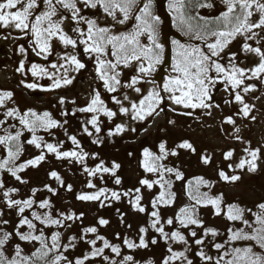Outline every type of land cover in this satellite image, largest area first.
<instances>
[{
    "label": "snow or ice",
    "instance_id": "obj_1",
    "mask_svg": "<svg viewBox=\"0 0 264 264\" xmlns=\"http://www.w3.org/2000/svg\"><path fill=\"white\" fill-rule=\"evenodd\" d=\"M220 2L224 5V11L219 17L210 21L203 17L190 15V12L195 8L210 7L204 0H168L171 11L175 13L174 20L178 30L197 41H203V47L186 46L178 41H172V44L175 45V56L171 74L166 82L162 86H157L155 90L149 91L147 95H142L138 103L129 101L127 94L123 96V99L112 96V103L120 106L119 114L130 115L132 120L139 121H143L146 117L154 114L159 115L157 108L165 98L161 93L167 94V99L172 104L186 109L211 108L213 105L207 103L211 99L210 88L219 82L227 85L224 88L225 92H228L229 88L232 90L235 103L241 105L239 112L245 118L249 117L250 106L245 103L243 97L236 90L240 89L244 94L255 91L253 85H245L246 80L255 79L264 84V44H261V40H264V0H220ZM81 4L88 9H102L103 13L117 24L125 25L130 20H134L135 23L126 32L113 33L110 28L101 27L96 20L88 19L82 15V9L78 7ZM65 12L70 13V15H64ZM65 20H70L77 25V27L72 28V32L76 34L75 38L64 32L62 25ZM80 24L87 25L86 31L81 30ZM158 24L159 18L153 13L152 0H143V2L141 0H0V28L13 29L31 36L33 51L44 60H47L48 56L52 54L50 50L52 39L58 40L65 48L75 49L78 45H83L85 53L95 57L97 77L110 94L116 93L118 88H130L141 95V88L137 85L153 83L151 77L157 66L163 62L164 54V47L158 41ZM142 37L146 40V43L142 42ZM238 37L243 38L242 51L258 58V63L252 68L237 66L235 54L228 57L231 61L230 67L226 68L220 63V60L223 59L221 53ZM247 41H255L260 46L254 47ZM24 51V48L21 47L20 52L23 53ZM109 55L112 59L107 58ZM59 59L63 62L59 65L51 63L50 68L60 75L49 74L44 67L33 64L30 69L32 76L36 77L38 73L47 76L49 80L53 81L54 88L70 85L74 77L69 78V71L81 70L85 65L72 53L60 56ZM133 66L136 75L131 78L129 83L122 84L120 80L121 72L118 69ZM61 69H63V72H61ZM17 71L20 73L25 71L23 62H21ZM212 73L216 75L213 76ZM218 77H223V79L218 80ZM24 87L35 89L37 85L29 83L25 84ZM41 90L48 91L51 89ZM11 97L10 92H0V108H4ZM124 101H128L130 106L124 107ZM59 102L61 105L65 103L63 99ZM78 111L92 114V118L87 123L91 125L97 134L101 131L99 126L101 115L107 117L109 121L117 115L116 112L106 108L98 91H94L88 105L78 109ZM180 114L190 115V113ZM3 115L8 119H0V150L6 152V156L0 159V172L10 174L19 183H27L21 178L20 173L43 162L45 151L48 154H54L57 160L70 159L79 163L85 159L82 152H60L58 146L46 143L42 137L36 135L40 130L49 131L52 128L61 126L50 117L49 113L45 112L38 115L34 111H29L21 115L18 110L11 109L5 111ZM10 120L18 121L22 128H17L15 123H9ZM223 123L232 125L234 120L229 117ZM126 130L128 129L123 125L117 124L115 130L109 131L108 135H117ZM25 131L32 134V138L28 139L27 143L37 149H42V151L38 157L18 164L17 161L22 155L21 137ZM83 131L88 136L93 135V132L89 131L87 127ZM235 132L238 133L239 129H235ZM69 139L73 145L79 147L75 137H69ZM237 139L239 138L237 137ZM92 142L97 143L95 139ZM177 147L195 151L187 141L178 144ZM159 150L161 153L159 156L145 151L143 164L144 170L157 175L158 179L152 182L148 180L140 181V184L149 190L153 188L154 184L162 189L160 194L152 201L151 206L154 210L150 213L152 219L149 226L160 235L165 243L171 241L185 246L183 251H174L169 246L167 249L169 255L162 260L161 264H193V261L187 256L191 245L186 237L179 230L171 233L166 232L164 224L160 220L159 206H170L174 200V194L169 191L172 181L165 179V174L174 176L177 181L183 180L184 177L179 171L167 168L160 163L169 155H177V152L166 150L163 143L159 145ZM232 155V151H229L225 153L224 159L229 160ZM248 156L251 158H242L236 167L241 171L247 168L249 172H255L259 150L249 151ZM209 162L210 158L202 157V163L207 165ZM119 167L118 164L113 163L109 168L101 163L91 170L85 167L83 171L89 177L102 179L103 174L115 177L116 170ZM229 169L232 170L231 165H229ZM218 175L222 181L227 183H235L240 180V176H229L224 171H219ZM50 177L59 181L61 187H65L55 171L50 173ZM114 182L120 184V179L116 178ZM201 185L210 187L202 178H198L194 185L191 182L189 183L186 187V195L193 203L191 206L181 208L176 216V222L179 223L181 228L188 229L190 226H195L203 229V237L200 239H195L197 236L195 231L188 233L189 236L194 238L193 242L198 248L205 245L206 237L215 238L221 235L214 229L204 228L196 215L197 205L200 207L212 206L217 209L215 215H221V209L218 207L220 199L212 198L207 193L200 192ZM86 187L94 189L96 185L89 180ZM46 190L52 195H56L53 188L46 186ZM66 190L72 191L71 186H67ZM16 191L18 189H5V185L0 182V197H3V202L8 208L16 209L17 214L20 216L19 223L16 225L15 236L20 241L34 242L39 247L31 256H25L22 255V249L17 244L14 248V255L11 258L6 256L5 245L12 239L13 233L2 230L3 225L8 223V221H2L0 222V264H85L86 260L97 257L102 258L105 264H132V256H123L122 260L117 261L104 255L106 249L115 257H121L122 252L120 246L111 244L99 235L93 240L86 241L92 248L90 254H86L82 259L70 260L64 253L69 251V248L75 247V238H70L68 244L61 245L60 234H53L49 241L48 237L44 235V228L53 226L63 228L66 226L67 221L80 219L81 217L58 213L57 218H53L49 212L38 214L32 211L31 219H29L23 214L33 207L34 200L32 198L12 199L11 197ZM139 191V189H136L137 193ZM35 195L36 190L34 189L32 196ZM121 195H127V193L111 192L109 195L106 189H100L91 194H80L76 198L81 201H97L101 200L102 197L119 200ZM140 199L139 195L135 197L133 208L140 213H144L145 208L139 206ZM101 202L103 203V201ZM36 207L44 210L50 209L52 206L49 200L46 199L37 204ZM257 207L258 212H253L252 209L245 210L235 205L227 207L224 212L225 218L229 222H238L241 226L228 228L227 238L222 243L212 242V250L216 255H209L203 248H199L195 255L199 257L202 264H264V255L254 251L253 246H234L240 241H250L252 245L264 253V203L258 204ZM37 222L43 226L39 230H37ZM98 223L100 226H104L108 221L100 219ZM165 223L172 226L174 221L169 218ZM24 227L28 229L27 232L20 231ZM67 227H71V224H67ZM37 231L39 234H37ZM146 231L145 228L139 229L141 234L139 243L125 239L124 245L128 249L147 248L148 243L143 236ZM96 232L95 227L85 230V233L96 234ZM83 238L81 236V239ZM97 241L102 242L101 247H96ZM151 243L156 244V239H152Z\"/></svg>",
    "mask_w": 264,
    "mask_h": 264
},
{
    "label": "rangeland",
    "instance_id": "obj_2",
    "mask_svg": "<svg viewBox=\"0 0 264 264\" xmlns=\"http://www.w3.org/2000/svg\"><path fill=\"white\" fill-rule=\"evenodd\" d=\"M153 1L156 5L157 16L161 22L164 56L163 62L157 66L153 78H151L153 83H141L137 85V87L141 88V95H138L130 88L119 89L116 93H106L102 81L99 80L94 69L95 58L91 57V54L85 53L83 45H78L75 49L71 47L65 48L58 40L52 39L50 42L52 56L49 55L47 60H44L35 54L33 46L24 33L13 29L0 28V92H10L12 94L11 100L6 102L4 108L7 109L14 106H21L23 109L33 108L40 113H49L50 117L55 121L59 119L60 122H58L61 126L56 128L59 132L58 135L49 138V143L53 145L62 147L65 145V141L63 140H70L69 137H75L77 141L83 140L85 143L90 142L92 145L95 144L97 147H102V152L105 149L110 154L124 156L129 163L127 167V180L121 181L126 188L124 191L121 190V193H127V195H122V199L120 197L119 200L110 199L109 201H104L102 198L97 201H81L76 198L80 194H91L100 189H106L109 195L111 192H117L114 189L112 181L102 180L97 177L87 178V173L83 169L87 167L91 170L94 165L96 166L99 163L96 162L97 157L95 156L92 157L93 161L91 164L89 161H85L84 164L82 162L68 164L60 162V160L55 158L54 154H51L50 158L40 162L38 166L29 167L23 173H20L21 178L27 181L24 184L19 183L10 174L4 172L1 178L2 181L0 182L5 185V189H18L11 197L12 199L24 200L32 198L34 200L33 207L26 210L23 214L25 217L31 219L32 211L38 214L49 212L53 218H57L58 213L65 215L73 214L74 216L81 217L80 219L67 221L66 226L63 228L57 227L56 229V226L44 228V235H49V241L53 234L59 233L61 245H66L70 238H75V247L69 248V251L64 253L72 261L78 258L82 259L86 254L91 253L92 248L86 241L95 239L97 235L103 236L111 244L118 245L121 248V257H115L107 249L104 255L108 256L109 259H116L117 261L122 260L123 256H132V264H161L162 260L169 255L167 251L169 246L174 251L184 250L185 246L182 244H175L171 241L165 243L160 235L149 226L152 219L150 213L154 210L151 204L155 191L150 193L149 189L140 184L141 180L147 179L145 177L141 179L137 178L138 174L135 162L130 161L132 154L130 151H136L137 153L145 145L158 149L159 145L163 143L165 145L168 144L172 149L175 148L176 150L174 151L180 156V159L176 160V162L183 167L187 166L191 173L204 172L208 177L217 179L219 178V171H223L221 165H224L227 167V170H225L227 175L240 176V180L235 183L225 182L222 186L216 185L209 195L212 198L219 197L221 192L225 197L231 194L238 195L239 198L237 199L233 200V197L229 198L233 202H230L228 206L235 205L245 210L252 209L253 212H258L257 205L264 203L262 200L259 201V198L264 196V84L259 80L253 79L245 82V85H253L256 89L255 91L244 94L240 90V95L251 109L248 118H245L239 112L241 105L235 102L232 105L234 94L231 96L225 91L216 92L215 100L209 102V104L213 105L211 108H206L197 113H190V115H181L180 113H184L186 108L172 104L167 99V94L161 93L162 96L166 97L170 106L167 112L168 119L164 118V114L158 107L157 111L159 115L148 116L143 121L132 120L130 115L124 116L119 114L120 106L112 103V96L123 99L125 94L128 95L129 101L138 103L142 95H147L149 91L155 90L157 86L164 84L162 83V76L171 64V39L172 37L179 36L171 24L170 11L167 7L168 0ZM223 11L224 5L220 0H213L210 3V7L201 8L199 14L201 16H216ZM99 19L101 23L106 25L112 21L111 18L107 19L103 15ZM62 27L63 30L66 29L64 23ZM68 35L72 37L71 34ZM75 37L76 35H74ZM252 46L256 47V44L252 43ZM21 47L25 50L23 53L20 52ZM67 53L75 54L77 59L85 65L81 70L69 71V78L74 77L70 85L54 88L53 81L49 80L47 76L40 73L36 77L32 76L30 69L33 64L44 67L49 74L60 75L50 68V64L57 63L59 65L63 62L59 57ZM247 55L249 56V60L253 61L255 56L251 54ZM21 62L25 65L23 73L17 71ZM249 66L251 67V65ZM61 72H63V69H61ZM29 83L36 84L37 87L35 89L24 87L25 84ZM41 89L51 90L44 91ZM94 91L100 93L106 108L117 113L116 117L111 121L103 115L100 116L101 122L99 126L101 131L99 134L95 133L91 125L87 123L92 117L88 118L86 114L78 111V109L86 106ZM61 99L65 101L63 105L59 102ZM123 106L129 107V102L124 101ZM4 108H0V110ZM229 117L234 120V124L223 123ZM253 117L254 119H252ZM0 119H4L1 113ZM117 124L123 125L128 130L109 136V131H114ZM85 127L93 132L92 136H88L83 131ZM237 128L239 129L238 133L235 132ZM94 139L97 143L92 142ZM186 139L191 141L190 144L193 145L194 152L177 147L178 144L185 142ZM68 140L66 142L69 145ZM29 146L32 147V145ZM256 149L259 150V159L256 160L257 167L255 172H249L247 168L241 171L236 167L242 158L250 159L251 157L248 156V152ZM41 151L42 149H37L34 146L29 153L30 155L33 154L36 158ZM229 151H232L233 155L231 159L225 160L224 155ZM3 157L4 155H1L0 159ZM202 157L210 158L209 164L205 165L202 163ZM30 159L23 157L17 163L21 164ZM229 165L232 166V170L229 169ZM53 171L59 175L65 187H61L59 181L50 177V173ZM89 180L96 185V188L89 189L86 187ZM69 185L72 191L66 190V187ZM119 185L116 184V187ZM46 186L53 188L56 191V195L49 193L46 190ZM34 189L36 190V195L33 197L32 191ZM136 189L140 190L139 193L136 192ZM137 195L141 197L139 206L145 208L144 213H140L133 208ZM256 198L258 199L256 200ZM46 199L49 200L52 206L50 209L41 210L36 207L37 204ZM180 200H182L181 196ZM186 200L185 198L184 201ZM181 206H173L164 215H160V220L164 224L166 232L171 233L172 231L179 230L186 237L191 245L187 256L193 261V264H202L199 257L195 255L199 248H203L209 255H216L212 250V242L222 243L227 238L228 228L241 226L238 222H229L225 218V215H223L225 211L219 216L215 215L213 218L212 213L215 209H207L203 216H200V222L204 228L214 229L218 233H221V235L215 238L211 236L206 237L205 245H201L198 248L193 242L194 238L189 236L188 233L195 231L197 233L195 239H200L203 237V229L195 226H190L188 229L180 227L179 223L176 222V209ZM0 214H2L0 215V222L8 221L6 225H3L2 230L13 233L12 239L5 245V255L11 258L14 255V248L17 244L22 249V252L24 250V241H20L15 236L16 225L19 223L20 216L17 214L16 209H10L6 206L3 202V197H0ZM169 218L174 221L172 226H168L165 223ZM100 219H104L108 223L100 226L98 223ZM67 224H71V227H67ZM42 227L37 222V230ZM92 227L97 229L96 234L85 233L86 229ZM140 228L147 230L143 236L148 243V247L128 249L124 245V240L127 239L134 243H139ZM20 231L27 232L28 229L24 227ZM37 234H39L38 231ZM81 236L84 238L81 239ZM152 239H156L157 243L152 244ZM28 244L34 247L38 246L34 242ZM250 245L253 246L254 251L264 255L250 241H240L234 246L245 247ZM101 246L102 242L97 241L96 247ZM85 264H105V261L97 257L86 260Z\"/></svg>",
    "mask_w": 264,
    "mask_h": 264
},
{
    "label": "trees",
    "instance_id": "obj_3",
    "mask_svg": "<svg viewBox=\"0 0 264 264\" xmlns=\"http://www.w3.org/2000/svg\"><path fill=\"white\" fill-rule=\"evenodd\" d=\"M141 2H143V0H141ZM204 2L210 5V3L213 2V0H204ZM78 7H80L82 9V15L86 16L88 19L96 20L97 24L99 26H101V27L110 28L113 33L126 32V31L130 30L132 28L133 24L135 23L134 20H130L127 24L120 25V24L115 23L112 20L108 25H106L104 23H101V21L99 19L101 15L106 16L103 13L102 9H100V8L88 9V8H84V6L82 4L78 5ZM167 7H168V9L170 11L172 27L177 32L179 37H172V39H171V48H172L171 65L168 68V70L165 72V74L162 76V83H165L166 80L168 79L169 75L171 74V67H172V64H173V61H174V56H175V45L172 44V41H174V40L178 41L179 43L184 44L186 46L196 45L198 47H203V44H204L203 41H197L194 38H192L190 36H186L181 31H179L178 28H177V25H176V21L174 20L175 13H173L171 11L168 1H167ZM201 8H204V7H198V8L193 9L190 12V15L203 17L204 19L210 20V21L216 19L217 17H219L221 15V13H220V14H218L216 16H201L199 14V10ZM41 10H42V8H41ZM152 10H153V13L157 16L156 5H155V2L153 0H152ZM13 11H15V10H13ZM64 15H70V13L65 12ZM106 18L109 19V17H107V16H106ZM64 24H65V28H66L64 30V32L66 34H71L72 37L74 38V35H76V34L72 32V28L77 27V25L74 24L73 22H71L70 20H65ZM79 27L81 28V30H84V31H86V29H87V25L86 24H80ZM25 35H26V38L31 43L32 37L27 35V34H25ZM141 39H142V42L146 43V40L143 37ZM158 41L162 44L160 19H159V24H158ZM242 43H243V38L242 37H238L236 40H234L231 44H229L227 46V48L225 49V51L223 53H221V56L223 57V59L220 60V63L223 66H225L226 68L230 67L231 61L228 59V57L232 56L233 54H235V57H236L235 62L237 64V66H239L241 68H252L258 63V58L257 57H254L253 61L249 60V56L242 51ZM247 43H249L251 45H252V43L256 44L255 41H247ZM261 44H264V40H261ZM162 46H163V44H162ZM259 46L260 45L256 44V47H259ZM50 56H52V54ZM163 56H164V54H163ZM107 58L108 59H112V57L110 55ZM249 65H251V67ZM96 68H97V65H96V62H95L94 63L95 71H96ZM118 70L121 72L120 80H121L122 84H127L128 82H130L131 78L136 75L134 66L133 67H129V68H120ZM154 73H153V75H154ZM153 75H152L151 78H153ZM211 75L215 76L216 74L212 73ZM219 79H223V77H218V80ZM246 81H248V80H246ZM225 87H227L226 84H221L219 82H217L214 87H211L210 88L211 99L208 100L207 103H209L212 100H215L216 92L224 91ZM119 89H122V88H118V90ZM236 91L239 92V94L241 92L240 89H237ZM106 93H108V92L106 91ZM227 93H229L231 96H233L232 90L230 88H229V91ZM101 99L103 100V98H101ZM234 102L235 101L232 102V105H234ZM88 103H89V101H88ZM88 103L86 104V106L88 105ZM169 107H170L169 103H168V101H167V99L165 97L163 102L159 105V108H158L160 111L162 109L161 112L164 114V118L165 119H168L167 112L169 110ZM11 109L18 110L21 115H23L25 112H29V111H34L38 115H42L43 114V113L37 112L33 108H24L23 109V107H21V106H14V107L7 108V109L4 108V109L0 110V113L3 114L5 111L11 110ZM203 110L204 109H202V108H187L184 111V113H197V112H201ZM84 114H86L88 116V118L92 117L91 113H84ZM3 118L4 119H8L4 115H3ZM58 121H59V119H58ZM58 121H57V123L60 122V121L59 122ZM100 122H101V119L99 117V124H100ZM9 123H15L17 125V128H22V126L19 125L18 121L10 120ZM59 125H60V123H59ZM5 127H7V125H5ZM56 128H58V127L52 128L49 131L40 130V131H38L36 133V135L42 137L44 142L49 143L50 142L49 138L52 137V136L55 137V135H58V133H59ZM31 138H32V134L28 133L27 131H25L24 135L21 137L22 155L20 156L18 161H20L23 157L24 158H29V159L30 158L31 159L35 158L33 156V154L30 155V153H29L30 150L34 147L33 145H32V147L29 146L30 144L27 143V140L31 139ZM67 140H63V141H65L64 142L65 145L62 146V147H59V151L60 152H65V151L82 152L84 154V156H85V159L82 161V164H84L85 161H89L90 164H91L92 161H93L92 160L93 156L97 157L96 162H99L96 166L94 165L95 167L93 166L94 168H96L101 163H103V165L105 167H109V168H111V165L113 163L118 164L120 167L116 170V176L112 177L109 174H103L102 180L112 181L114 183V189L117 191V193H121V190L122 191L126 190V188L123 186L124 183L121 182V181L127 180V167H128L129 163L126 160V157H124V156L122 157L119 154H110V152L106 151L105 149H103V152H102V147H100V146L97 147L95 144L92 145L90 142L85 143L83 140H78L77 141L78 144H79V147L77 148L75 145H73L71 143L70 140H68L69 141V145H68L67 142H66ZM186 141L188 143H191V141L188 140V139H186ZM165 148H166V150L169 149L168 151L176 150L175 148L172 149V147H169L168 144L165 145ZM145 151L151 152L155 156H159L161 154L159 148L158 149H153L152 146L145 145L137 153H136V151H134V152L130 151V153H132L130 161H134L135 162V165L137 167V174H138L137 178L141 179V178L145 177L148 181L152 182V181H155L156 179H158V176L154 175L153 173L146 172L144 170L143 164H144V161H145V157H144ZM1 155H4V157H5L6 156V152L1 150L0 156ZM99 155H101V156H99ZM50 156H51V154H48L45 151V160L47 158H50ZM102 156H105V157H102ZM178 159H180V156L177 154L175 156L169 155L165 160L160 161V163H162L165 167L172 168V169H174L176 171H179L183 175L184 179L177 181L174 176L165 174V179H168V180L172 181L171 188L169 189V191L172 194H174V200L172 201L170 206H164V205L159 206V208H158L159 215H164L167 210H170L175 205L176 206L177 205H182L181 207L176 209V213L177 214L180 212V208L191 206L193 202L190 201L188 196L186 195V187L189 185L190 182L194 185L195 181L198 178H202L205 182H207L210 185V187H204L203 185H201L200 188H199L200 192L207 193L208 195L211 194L212 189L214 187H216V185H221L222 186V184L225 183L220 178L213 179L212 177H208L207 174L204 173V172L191 173L190 169L187 166L183 167L181 164H178L176 162V160H178ZM263 159H264V157H263ZM60 162H66L68 164L69 163H78V162H76L74 160H70V159L60 160ZM79 163H81V162H79ZM83 166H85V165H83ZM221 166L223 167V171L226 173L225 170H227V167L224 166V165H221ZM93 167L91 169H94ZM81 172H82V170H81ZM3 174H4V172H0V181H2L1 178L3 177ZM87 178H91V177H89L87 175ZM116 178L120 179V185L118 187H116V183L114 182V180ZM180 183L182 184V186H181ZM256 184H257V182H256ZM154 191H155V193L153 194L152 200H154L160 194L162 189L159 186L154 184V187L150 190V193H153ZM180 196H181L182 200H180ZM220 196L216 197V198L220 199V204H219L218 207L221 209V214H222L223 211H226L225 209L229 205L230 202H233L234 199L239 198V196L236 195V194L235 195L231 194L230 196L225 197L224 194H222V192H221ZM230 197H233V200L230 201L229 200ZM122 198H123V196L121 195V199ZM185 198L187 199L186 201H184ZM102 199L104 201H109L110 200V199H106L104 197H102ZM257 199L258 198H256V200ZM260 200L264 201V196L259 198V201ZM249 204H251V203H249ZM207 209L208 210L209 209L217 210L216 208H213L212 206H208V207H200L198 205L196 206V215L198 216L199 220H201L200 216H203V214L207 211ZM215 210L212 213V217L213 218L215 216V212H216ZM218 218H221V217H218ZM55 228L57 229V227H55ZM45 236L48 237V239H49V235L48 236L45 235ZM23 247H24V250L22 252V255L31 256V254L36 250L37 247H39V245L34 247V246L29 245L28 243H24L23 242Z\"/></svg>",
    "mask_w": 264,
    "mask_h": 264
}]
</instances>
